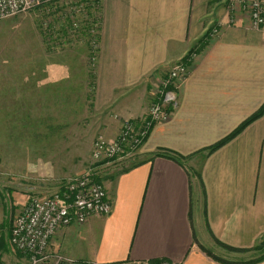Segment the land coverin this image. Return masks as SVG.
<instances>
[{
  "label": "crops",
  "instance_id": "obj_1",
  "mask_svg": "<svg viewBox=\"0 0 264 264\" xmlns=\"http://www.w3.org/2000/svg\"><path fill=\"white\" fill-rule=\"evenodd\" d=\"M70 1H60L62 15ZM225 3L98 0L94 72L86 35L63 44L40 27L29 32L25 63L0 72L8 154L58 152L76 125L87 131L90 164L93 140L112 141L121 120L142 119L157 80L197 51L170 118L153 126L137 157L97 168L110 212L61 228L46 264H264L254 251L264 239V113L209 151L264 104V29L240 13L229 23ZM214 25L218 34L204 40ZM7 248L0 264H28Z\"/></svg>",
  "mask_w": 264,
  "mask_h": 264
},
{
  "label": "built area",
  "instance_id": "obj_2",
  "mask_svg": "<svg viewBox=\"0 0 264 264\" xmlns=\"http://www.w3.org/2000/svg\"><path fill=\"white\" fill-rule=\"evenodd\" d=\"M61 0H0V21L20 14L38 11L43 17L41 28L48 30L50 18L55 11V4ZM53 4V6H51ZM226 12L231 15L229 23L234 22L237 13L248 19L252 30L264 29V0H226ZM82 2L68 3L66 13L75 18L84 12ZM80 28V21L73 20L70 32ZM219 26L214 25L206 31V40L215 37ZM89 63L95 67L98 42L89 41ZM197 56L196 49H191L175 63L164 77L159 78L153 90L146 115L137 121L121 120L120 131L112 141L97 136L92 144L91 163L84 172L67 179L63 191L49 196H32L15 216L10 230L9 244L27 257L28 264H46L49 258L46 251L50 239L61 229L71 223L84 224L91 217L107 215L111 205L102 184L96 181L99 166H112L132 162L138 155L140 147L147 139L154 125L166 122L170 110L177 102V92L189 74V66ZM116 118V117H115ZM117 119V118H116ZM63 260L56 257L52 264H61Z\"/></svg>",
  "mask_w": 264,
  "mask_h": 264
},
{
  "label": "rangeland",
  "instance_id": "obj_3",
  "mask_svg": "<svg viewBox=\"0 0 264 264\" xmlns=\"http://www.w3.org/2000/svg\"><path fill=\"white\" fill-rule=\"evenodd\" d=\"M86 13L85 10L83 15L78 14L74 20L83 22ZM56 14V19L61 18L58 19L56 26L61 28L65 25L63 23L66 17L60 11ZM40 16L41 14L35 11L0 21V72L6 73L9 67L21 66L22 62L25 63L21 54L33 49L32 45L30 46L29 32L36 36L43 18ZM67 130L69 135L65 140H60L59 151L44 154H41V150L39 154H21L22 148L15 149L20 151L19 154H8L13 151L8 147L12 139H8L5 132L0 133V249L2 252L9 250L7 245L9 247L14 218L28 198L37 194L49 196L59 191L67 179L79 175L87 168L89 164L87 155L89 139L85 136L87 131L76 125L71 130L70 128ZM48 147L49 144L45 149L49 150Z\"/></svg>",
  "mask_w": 264,
  "mask_h": 264
},
{
  "label": "trees",
  "instance_id": "obj_4",
  "mask_svg": "<svg viewBox=\"0 0 264 264\" xmlns=\"http://www.w3.org/2000/svg\"><path fill=\"white\" fill-rule=\"evenodd\" d=\"M82 3L85 4L84 11L86 10V16L85 20L80 22V28L76 32H70L71 30V24L72 21L74 20L71 18L67 13H65V22L61 28H58L56 24L58 23V19L54 18L55 14L58 13V11H61L60 4H55V11H52L48 17L50 18V25L48 30H43L40 26L41 33L45 34L47 36V40L49 41L51 38L52 39H61L63 44H66L71 41H77L81 39L80 35H86L88 37V45L89 41L93 38L96 41H98V33H99V28H100V17H99V4L98 0H81ZM53 6V4H51ZM44 17V16H40ZM43 18L41 19L42 22ZM203 40H201L199 43H201ZM94 69L90 70L91 72ZM264 113V104L263 106L254 114L252 115L249 119H247L233 134H231L229 137L221 141L220 143L216 144L212 148L209 149V151H212L219 147L221 144H223L225 141L229 140L231 137L235 136L237 133H239L243 128H245L248 124L251 122L255 121L258 119L262 114ZM154 156H164L173 160H178L182 159L181 157L171 154L169 152H157ZM63 191V186L60 187V192ZM254 251H256L259 254V257L256 260H261L264 258V239L259 243L258 246L254 248ZM255 260V261H256ZM163 262L160 261H155L151 262V264H162Z\"/></svg>",
  "mask_w": 264,
  "mask_h": 264
}]
</instances>
